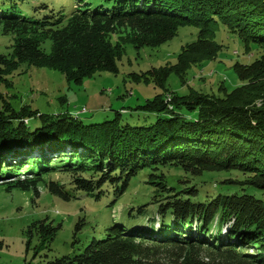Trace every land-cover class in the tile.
<instances>
[{"label":"trees","instance_id":"16d2710c","mask_svg":"<svg viewBox=\"0 0 264 264\" xmlns=\"http://www.w3.org/2000/svg\"><path fill=\"white\" fill-rule=\"evenodd\" d=\"M34 1L0 0V30L12 38L0 54V188L37 197L44 187L64 201L79 193L113 207L144 174L153 194L85 246L80 218L73 253L53 259L46 253L62 224L35 220L27 251L34 259L45 254L46 264H264V197L254 194H264V0H78L69 15L64 8L43 13L48 6L32 8ZM182 27L198 36L176 64L132 74L162 89L132 109L133 122L123 121L126 110L92 122L42 113L9 92L23 65L59 71L76 84L117 74L127 45L157 48ZM219 31L233 34L246 53L258 52L252 63L233 65L244 84L222 86L221 96L172 92V74L185 84L192 67L222 51Z\"/></svg>","mask_w":264,"mask_h":264},{"label":"rangeland","instance_id":"374dc122","mask_svg":"<svg viewBox=\"0 0 264 264\" xmlns=\"http://www.w3.org/2000/svg\"><path fill=\"white\" fill-rule=\"evenodd\" d=\"M77 1L36 0L32 8L45 4L48 9L42 10L43 13L51 10L57 12L64 8L69 15L74 12ZM32 8L30 7L33 12ZM197 36L198 29L182 27L174 39L157 48L145 47L138 51L132 45H127L125 54L118 62L117 74L99 72L92 78L85 79L82 84L68 82L56 70L23 65L13 75L14 88L9 92L17 96L14 99L21 102V105L28 104L42 113L69 112L92 122L112 118L116 111L126 110L122 113L123 121L133 122L138 113L132 109L152 100L162 89L153 82L137 83L132 74L176 64L182 47L196 41ZM217 41L225 47L215 60L192 67L185 84L176 74L170 76L167 87L172 92L187 95L193 89L221 96L224 94L222 86L232 91L244 84L235 74L233 65L237 61L247 64L255 61L258 54L256 48L253 47L250 53H246L240 43L233 39V34L221 31L217 34ZM11 44V36L3 35L0 30V54H7ZM62 98L67 102L62 103ZM260 104L261 102L258 105ZM164 172L175 177L182 176L181 172L174 169H166ZM55 178L67 182V177L57 175ZM144 179L142 174L133 180L128 191L113 207L108 206V200L95 202L79 193L77 195L81 198L64 201L48 195L44 187H39L37 197L33 192L15 190L8 193L0 188V264H46L45 254L34 259V250L27 251L26 231L33 221L47 216L54 220L56 226L62 224V229L52 244L53 251L46 253L50 259L73 253L75 225L83 217L87 224L79 236L84 246L89 244L93 237L102 236L107 227L123 217L125 210L149 200L153 187L146 184L147 179ZM254 194L264 197L260 191H255ZM35 244L36 239L33 241V245ZM78 246L79 244L75 248Z\"/></svg>","mask_w":264,"mask_h":264}]
</instances>
